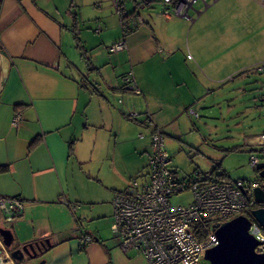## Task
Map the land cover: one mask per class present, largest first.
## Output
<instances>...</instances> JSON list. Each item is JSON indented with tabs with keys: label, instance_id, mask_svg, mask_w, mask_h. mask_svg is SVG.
Segmentation results:
<instances>
[{
	"label": "crops",
	"instance_id": "0c3cea01",
	"mask_svg": "<svg viewBox=\"0 0 264 264\" xmlns=\"http://www.w3.org/2000/svg\"><path fill=\"white\" fill-rule=\"evenodd\" d=\"M103 2L113 6L111 0H0V195L20 197L23 202V215L3 228L11 231L16 245L38 242L45 248L26 264H148L136 251L122 252L114 235V239H102L87 230L83 225L86 208L77 212L63 202L76 204L77 199L84 198L90 205L99 204V191L94 194L91 188L86 190L87 197L80 195V184H87L88 180L97 181L112 198L125 189V183L128 185L126 176L118 173L115 165L110 168L112 176L102 175L100 170L94 174L89 164L93 151L88 156L82 153L88 146L82 144L89 133L88 123L83 122L84 117L88 121V116L82 93L89 91L88 81L85 76L79 80L68 73L69 69H75L63 58L68 32L74 26L79 31L78 14L72 12L73 7H79L83 13L90 10L89 6L100 11ZM206 3L208 6L204 8L202 2H197L196 12L190 10L187 19L163 15L161 7L159 13L155 11L160 6L159 0L137 11L132 1L127 2L126 11L138 15V25L126 34L121 28L122 36L118 33L110 46L121 41L124 48L111 54H122L121 78L125 70L132 72L140 91L136 95L142 97L146 110H153L157 101L159 106L168 102L164 95L155 93L152 70L161 49L177 47L172 40L183 25L188 29L187 46L190 37L200 64L215 69V75L219 76L210 78L212 83L232 81L235 76L246 81L255 74L262 78L260 85L264 86V0H206ZM106 15L101 17L104 19ZM102 30L97 23L95 32ZM76 48L81 55L85 54L81 44L78 47L76 43ZM224 63L227 67L222 66ZM161 81L169 85L168 78ZM123 86L117 90L133 93L123 90ZM153 92L160 97L154 98ZM165 92H169L166 87ZM131 107L135 106L130 104ZM16 111L21 112L22 120L13 127L11 119ZM125 111L136 112L127 108ZM137 114L139 117L140 113ZM145 114L151 121V115L147 111ZM138 117L134 123L146 127ZM261 117L259 133L245 136V146L257 145L253 138L264 134V115ZM132 151L137 152L136 144ZM134 171L131 168L130 172ZM96 213L95 218L102 217L101 211ZM72 215L77 217L74 221L77 230ZM82 234L90 235L92 241L80 244ZM9 264L17 263L9 261Z\"/></svg>",
	"mask_w": 264,
	"mask_h": 264
},
{
	"label": "rangeland",
	"instance_id": "374dc122",
	"mask_svg": "<svg viewBox=\"0 0 264 264\" xmlns=\"http://www.w3.org/2000/svg\"><path fill=\"white\" fill-rule=\"evenodd\" d=\"M102 5L100 11L89 6L90 10L84 13L80 12L79 7H73L72 12L78 14L77 24L85 54L81 55L77 50L70 31L67 46L63 49V58L71 69H75H69L68 73L77 76L79 80L85 76L88 81L89 91H82L88 116V121L84 117L83 122L88 123L89 130L82 144L88 143V146L82 153L88 156L93 151L89 164L94 174L100 170L102 175L108 173L112 176L110 168L115 165L118 173L126 176L128 184L130 176H137L140 180L146 171L145 164L150 153V133L156 126L163 132L164 147L179 179H188L194 171L207 172L217 167L216 172L223 170L231 181L255 180L257 174L251 165V157L257 158L259 162L264 160L254 151L256 147L245 146L244 138L259 133V120L264 115V86L260 85L262 78L252 74L246 81L235 76L234 82L223 81L218 85L212 83L210 78L219 76L215 75V69L200 64V58L197 59V53L193 52L190 37L187 46L188 29L185 30L183 25L172 40L177 43V47L161 49L152 70L155 77L153 89L155 93L164 95L168 102L159 106L157 101L153 110L148 111L141 96L139 98L134 93L117 90L125 83L120 75L124 70L122 54H111L109 47L118 33L122 36L123 32L114 6L104 2ZM155 11L159 13L160 6L155 7ZM104 13L107 15L103 19L101 14ZM97 23L103 29L101 33L95 32ZM222 66L227 67V64ZM217 67L220 72V65ZM91 68L97 69L99 74L90 71ZM126 73L127 70L123 76ZM178 77L180 82L172 81ZM161 78H168L169 85L165 86ZM164 86L168 88V94ZM112 88L117 91H112ZM159 95L153 92L154 98H159ZM130 104L135 107L130 108ZM190 107L195 109L198 117L188 114ZM126 108L139 112L138 119L141 118L142 122L146 121L147 111L152 117L151 124L145 123V127L129 121L126 116L130 111L124 112ZM135 144L137 152L133 154ZM131 168L135 171L130 172ZM88 181V185L85 182L80 184V195L87 197L86 190L92 188L94 194L99 191L100 203L90 205L84 198L77 199L78 202H74L75 210L79 212L81 208H86L87 216L83 225L87 230L94 231L102 239H114L110 228L113 219L112 197H108L107 191L97 181ZM125 184L123 187L126 188ZM191 201L190 190H184L170 199L172 206H185ZM97 211H101L102 217L95 218ZM73 217L74 224L77 217ZM6 226L9 225L0 219V228ZM77 226L74 224V229L77 230ZM199 264L209 262L202 258Z\"/></svg>",
	"mask_w": 264,
	"mask_h": 264
},
{
	"label": "built area",
	"instance_id": "2783aa9c",
	"mask_svg": "<svg viewBox=\"0 0 264 264\" xmlns=\"http://www.w3.org/2000/svg\"><path fill=\"white\" fill-rule=\"evenodd\" d=\"M111 1L126 34L138 25V17L134 12L127 13L125 4L132 1L134 11H137L154 0ZM197 2H202L204 8L208 6L206 0H159L161 14L187 19L190 10L196 12L194 5ZM123 48L120 41L110 46L109 51L115 53ZM124 80L129 91L140 94L131 71L126 73ZM188 114L198 117L194 108H189ZM129 115L137 116V113L129 112ZM21 120V112L16 111L11 125L17 127ZM146 121L151 123L149 117ZM253 139L257 145H263L264 134ZM150 148L146 175L140 180L131 179L111 201L113 219L110 228L122 252L136 251L148 264H199L206 250L217 245L213 225L239 215L251 221L249 233L258 242L255 252H264V229L251 216L255 204L249 182L216 179L211 171L195 174L188 183L182 182L170 167L163 134L156 127L150 133ZM258 162L257 158L251 157L252 166ZM184 190L191 191L192 201L185 206H172L171 197ZM63 202L70 210H75L74 204ZM0 214L5 223L20 218L23 215L21 198L0 195ZM91 241L90 235L84 234L80 238L82 245ZM0 247L4 249L1 242Z\"/></svg>",
	"mask_w": 264,
	"mask_h": 264
},
{
	"label": "water",
	"instance_id": "95a60500",
	"mask_svg": "<svg viewBox=\"0 0 264 264\" xmlns=\"http://www.w3.org/2000/svg\"><path fill=\"white\" fill-rule=\"evenodd\" d=\"M255 170L257 177L249 182L251 185L249 191L256 205L251 210V216L264 229V161L258 162L255 165ZM243 191L247 193L246 190ZM250 226L251 221L243 215L214 224L217 245L206 250L204 259L209 264H264V252H255L258 242L249 233ZM0 242L4 247V249L0 247V262L2 264H9V261L26 264V261L37 257L35 248L38 249L39 254L45 250L41 243L16 245L11 231L3 227L0 228Z\"/></svg>",
	"mask_w": 264,
	"mask_h": 264
},
{
	"label": "trees",
	"instance_id": "16d2710c",
	"mask_svg": "<svg viewBox=\"0 0 264 264\" xmlns=\"http://www.w3.org/2000/svg\"><path fill=\"white\" fill-rule=\"evenodd\" d=\"M72 32H73V35H74V39H75V41H76V43H77V45H78V47H80V42H79V31L77 30V27H75L74 26V29L72 30ZM112 46V45H111ZM110 48V47H109ZM91 71H93V69H90ZM122 89L123 90H126V91H129L128 89H127V87H126V85L124 84V86L122 87ZM190 108H192V107H190ZM15 110H18V108H16ZM137 117H138V114H137V116H131V115H127L126 116V119H128L129 121H132V122H136L137 121ZM145 123H148L147 121H144L143 120V122H142V124H144V125H146ZM149 124V123H148ZM160 132L163 134V132L160 130ZM163 137H164V135H163ZM149 145H150V143H149ZM254 147H256L255 149H254V151H256L257 153H259L260 154V156H261V159L262 160H264V145H255ZM151 149V148H150ZM150 154V153H149ZM169 154V153H168ZM170 156V155H169ZM149 157V156H148ZM171 159V158H170ZM170 167H171V163H170ZM254 167V169H255V166H253ZM172 168V167H171ZM215 168H217V167H215ZM212 169V170H210L214 175H215V178L216 179H222V180H227V181H231L230 179H228V177H227V175H226V173L223 171V170H221L220 172H216V169ZM173 170H174V172H175V175L177 176V173H176V170L174 169V168H172ZM256 171V170H255ZM208 172V171H207ZM146 173H147V167H146V171H145V173L144 174H142L143 176L144 175H146ZM202 173H205V172H199V171H194V173H193V175L191 176V177H188V179H180L182 182H185V183H188L189 182V180H191L192 178H193V176L195 175V174H202ZM256 174H257V172H256ZM142 175H140V176H142ZM133 178H137V176H135V177H132L131 179H133ZM130 179V180H131ZM179 179V178H178ZM237 181H242V180H237ZM237 181H233V182H237ZM248 183V182H247ZM254 207H256L255 205H254ZM83 235V234H82Z\"/></svg>",
	"mask_w": 264,
	"mask_h": 264
},
{
	"label": "flooded vegetation",
	"instance_id": "af4514ba",
	"mask_svg": "<svg viewBox=\"0 0 264 264\" xmlns=\"http://www.w3.org/2000/svg\"><path fill=\"white\" fill-rule=\"evenodd\" d=\"M38 244H40V243H38ZM38 247L40 248V245ZM34 250H35V253L37 254V257L40 256L38 249L35 248Z\"/></svg>",
	"mask_w": 264,
	"mask_h": 264
},
{
	"label": "bare ground",
	"instance_id": "6f19581e",
	"mask_svg": "<svg viewBox=\"0 0 264 264\" xmlns=\"http://www.w3.org/2000/svg\"><path fill=\"white\" fill-rule=\"evenodd\" d=\"M0 264H2V263L0 262Z\"/></svg>",
	"mask_w": 264,
	"mask_h": 264
}]
</instances>
